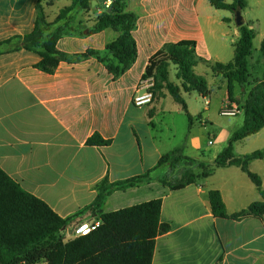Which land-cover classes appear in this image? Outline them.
<instances>
[{"label": "crops", "instance_id": "crops-1", "mask_svg": "<svg viewBox=\"0 0 264 264\" xmlns=\"http://www.w3.org/2000/svg\"><path fill=\"white\" fill-rule=\"evenodd\" d=\"M224 1L231 4L234 0ZM37 2L0 0V42L33 31ZM61 2L64 6L53 10ZM43 4L49 22L71 5L69 0H46ZM96 7L88 15L81 12L78 20L92 27L102 13ZM126 7L138 16L133 33L138 57L121 77H114L96 58L62 62L55 74H48L36 68L41 57L34 52L0 55V167L62 218L92 205L96 186L103 179L115 183L149 173L147 181L114 191L102 211L162 200L161 223L170 230L156 237L152 264H264V216L240 220L216 217L209 199L210 191H220L230 216L263 200L240 167L215 165L236 130L219 126L221 131L207 139L206 125L212 123L209 108L196 110L186 102L193 119L190 124L181 105V109L165 105L170 96L167 92L149 106L133 104L150 58L167 44L188 40L196 42L197 55L203 60L196 73L215 78L219 88L226 89L224 106L235 104L240 110L235 117L244 116L241 107L252 85L264 77V0H248L242 11L243 22L255 31V38L249 60L252 77L246 88L235 85L237 103L229 101L227 81L208 64L233 61L240 39L234 13L216 9L209 0H132ZM119 35L112 28L93 35H68L58 41L57 48L69 55L104 51ZM259 66L261 70L256 71ZM175 75L173 66L171 81ZM182 116L187 119L178 132L175 119ZM243 124L244 117L241 127ZM95 133L111 144L89 146L87 141ZM260 150H264V128L234 146L237 157ZM174 151L193 160L186 166L188 175L196 178L182 189L170 187L174 185L170 165L158 167L159 160ZM249 170L262 178L264 190V158L250 162ZM97 218L88 212L78 220Z\"/></svg>", "mask_w": 264, "mask_h": 264}, {"label": "trees", "instance_id": "trees-1", "mask_svg": "<svg viewBox=\"0 0 264 264\" xmlns=\"http://www.w3.org/2000/svg\"><path fill=\"white\" fill-rule=\"evenodd\" d=\"M94 0H71V5L62 9L53 22L45 14L44 2L38 0L37 19L33 31L23 36H14L0 42V55L27 50L40 55L36 68L48 74H55L62 62L76 63L96 58L114 75L121 77L136 62L138 47L134 38L137 28V14L127 10L132 0H105L96 8L102 13L94 19L92 27L78 20L81 12L88 15ZM216 8L232 13L242 12L248 0H209ZM108 3H110L108 5ZM109 9L111 11L109 12ZM78 27V28H77ZM100 33L109 28L117 30V39L107 43L104 51L88 50L82 54L69 55L58 50V41L68 35L85 36ZM240 39L235 48V57L227 64L208 63L213 73L222 75L227 81L228 99L237 103L235 85L246 88L251 75L250 58L253 55L255 31L243 24L239 27ZM264 59V41L261 46ZM195 41H181L165 45L152 58L143 78H154V101L165 97L166 92L182 106L187 113L189 123L193 119L188 111L184 94L198 92L204 98L211 91L205 77L196 73L200 62ZM264 61V60H263ZM175 67V81H171V67ZM244 124L232 136L228 145L219 154L215 162L217 167L237 166L248 174L263 200L253 203L248 209L233 216L227 209L220 191L209 192L213 214L220 218L264 216V190L262 178L249 170L250 162L264 158V150L256 151L244 157H237L235 143L259 133L264 128V77L257 81L249 91L244 105ZM89 146H108L111 141L94 134L87 141ZM180 151L163 156L158 167L165 164L174 167L181 160L192 164L193 160L182 157ZM150 178V174L134 177L125 181L110 183L103 179L96 186L95 202L84 211L69 218H62L43 200L25 191L0 167V264H152L156 237L170 230V226L161 223L162 200L156 199L114 212L105 213L102 206L107 198L118 190L135 187ZM196 176L190 174L186 179L171 185L173 189H182L193 182ZM92 212L102 221L100 227L90 235L64 241V231L85 213Z\"/></svg>", "mask_w": 264, "mask_h": 264}, {"label": "rangeland", "instance_id": "rangeland-1", "mask_svg": "<svg viewBox=\"0 0 264 264\" xmlns=\"http://www.w3.org/2000/svg\"><path fill=\"white\" fill-rule=\"evenodd\" d=\"M69 1L71 3V0ZM63 4L65 3L61 2V3L55 4V7L53 8V10H58L59 8L63 7L64 6ZM260 67L261 66H259L255 70L256 71L257 69L261 70ZM205 78L208 81L212 89V94L207 98L210 101V105L206 106L204 98L200 96L198 93H193L192 97H190L189 95H186V100H187L186 102L187 103L189 102L190 105L196 110L202 109L203 107L209 108V116L211 118L212 123H209L208 125H206L207 128L205 130V133H206L207 139L211 138L213 134H216L217 132L221 131L219 130V126H221L223 129L231 128L229 130L233 129L237 131L243 123L244 116L243 115H239L238 117L221 116L220 110L224 106V100L226 97V89L224 87L220 89L218 85V81L215 78H213L211 75H208ZM165 105L167 107H176L177 109H181V107L178 104H176L170 96H168V100ZM186 119L187 118H185V116H182L181 119H178V117H176L175 123L177 125L176 130L178 132H180V129L184 127V123H186ZM211 124H215V125L212 126ZM209 134L211 137H209ZM183 165L188 166L189 164H186L181 160L179 163H176L174 167H171L172 174L174 177L171 176L170 178L172 182H174V184L184 181L188 175V169H187L188 167L187 166L185 167Z\"/></svg>", "mask_w": 264, "mask_h": 264}, {"label": "built area", "instance_id": "built-area-1", "mask_svg": "<svg viewBox=\"0 0 264 264\" xmlns=\"http://www.w3.org/2000/svg\"><path fill=\"white\" fill-rule=\"evenodd\" d=\"M154 78H143L140 86L133 98V104L136 107H146L151 105L154 102ZM206 105L209 104L208 99L205 100ZM240 110L235 104H226L223 110H221L222 116L225 117H235L239 114ZM102 221L100 219H91V220H77L74 222L68 229L64 231L65 239L64 241H70L79 237L92 234L96 231Z\"/></svg>", "mask_w": 264, "mask_h": 264}, {"label": "water", "instance_id": "water-1", "mask_svg": "<svg viewBox=\"0 0 264 264\" xmlns=\"http://www.w3.org/2000/svg\"><path fill=\"white\" fill-rule=\"evenodd\" d=\"M104 1L105 0H94L92 2V6L96 7V5L102 4ZM110 11H111V9H109V12ZM235 22H236L238 27H240V26H242L244 24L243 17H242V12L235 13ZM84 34L87 35L88 34V30H85Z\"/></svg>", "mask_w": 264, "mask_h": 264}]
</instances>
